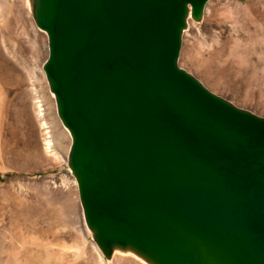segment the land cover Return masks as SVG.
Masks as SVG:
<instances>
[{"label": "water", "instance_id": "1", "mask_svg": "<svg viewBox=\"0 0 264 264\" xmlns=\"http://www.w3.org/2000/svg\"><path fill=\"white\" fill-rule=\"evenodd\" d=\"M208 0H30L85 227L108 259L264 264V117L178 66Z\"/></svg>", "mask_w": 264, "mask_h": 264}, {"label": "rangeland", "instance_id": "2", "mask_svg": "<svg viewBox=\"0 0 264 264\" xmlns=\"http://www.w3.org/2000/svg\"><path fill=\"white\" fill-rule=\"evenodd\" d=\"M24 5L0 0V95L6 101L0 129V264H119L101 255L84 225L66 165L69 135L41 70L46 36ZM239 9L249 20L256 53L250 56L254 63L233 66L225 43L235 40L232 19ZM241 41L242 47L248 43ZM177 64L214 94L264 117V0H208L199 21L187 20ZM78 247L84 251L79 258ZM131 261L120 264H135Z\"/></svg>", "mask_w": 264, "mask_h": 264}, {"label": "bare ground", "instance_id": "3", "mask_svg": "<svg viewBox=\"0 0 264 264\" xmlns=\"http://www.w3.org/2000/svg\"><path fill=\"white\" fill-rule=\"evenodd\" d=\"M23 2V1H22ZM25 5L23 7V9L25 8V6L27 7L26 10H28V13L30 14V0H24ZM14 5V4H13ZM14 9V8H13ZM25 11V10H24ZM239 12L236 14V16L232 19V24H233V30H232V34L235 37V40L233 41H228V42H224L226 45L229 46L228 48V52H229V63H232L233 66L239 64V63H252L253 58L251 59L250 56L253 55V53H256L255 51V46L253 45V39L250 37V32H249V20L247 18V16L245 15V12L241 9L238 10ZM27 13V14H28ZM22 15V14H21ZM233 15V14H232ZM18 17V16H17ZM232 18V17H231ZM229 22V21H228ZM42 37V36H41ZM253 37V36H252ZM34 38V37H33ZM43 39V37H42ZM241 40H245L248 43H244L246 45H244L243 47L240 45V41ZM261 41V40H260ZM242 42V41H241ZM256 42V41H255ZM38 54V53H37ZM226 54V53H224ZM39 56V55H38ZM225 56V55H224ZM228 60V59H227ZM228 62V61H227ZM255 62H260L261 60H255ZM254 63V62H253ZM242 65V64H241ZM241 67V66H240ZM239 68V67H238ZM237 68V69H238ZM239 72V71H238ZM233 73V72H232ZM238 74V73H236ZM237 76V75H236ZM51 94V93H50ZM2 95H0V129H1V124L2 121H4V111L6 109V101H3V98L1 97ZM41 102V101H40ZM4 126V125H3ZM1 131V130H0ZM3 140L2 137L0 136V154H2V152L4 151L2 149V144H3ZM48 143V142H47ZM4 148V147H3ZM3 157V156H2ZM0 159H1V155H0ZM90 233V232H89ZM33 239V238H32ZM34 242V241H33ZM32 243V242H31ZM33 246V245H32ZM40 249V248H39ZM42 249V248H41ZM44 249V248H43ZM77 253V257L84 254L83 251V247L82 248H75L74 249ZM65 251V250H64ZM83 256V255H82ZM81 256V257H82ZM111 258L114 259V261L118 262L120 264V261L123 259H132V261H134L133 263L135 264H148L147 262H145L142 258H140L139 256H137L136 254H134L133 252H131L130 250H120V249H116L114 248L111 252ZM76 257V258H77ZM79 258V257H78ZM77 261V260H76ZM131 261V263H132Z\"/></svg>", "mask_w": 264, "mask_h": 264}]
</instances>
